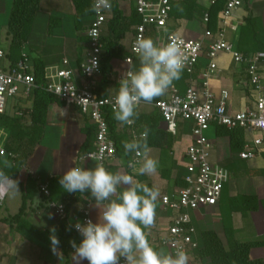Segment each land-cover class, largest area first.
<instances>
[{"label":"crops","instance_id":"1","mask_svg":"<svg viewBox=\"0 0 264 264\" xmlns=\"http://www.w3.org/2000/svg\"><path fill=\"white\" fill-rule=\"evenodd\" d=\"M7 3L8 0H0V6L5 12L10 10ZM117 6L125 17H130L134 11L133 5L125 1L117 3ZM210 7L211 3L209 0H192V6H189V8L192 11L196 9V12L192 13L189 10L190 12H185L186 15L184 17H179L177 14L175 16L176 11L173 12L166 23L167 33L184 39H200L203 36L204 30L207 29V24L203 23V14L201 13L210 9ZM39 10L46 13L50 12L49 18H52L51 12L53 10L61 12L62 14L69 13L72 19H74L75 15L72 0H40ZM220 18V13L213 17L214 27L211 30L212 32H216L220 27ZM247 18H253L258 21L263 35L262 39H264V0H245L242 6L232 14L229 24L235 27V29L225 28V39L237 52L242 49L240 52H247V54L243 55H253L259 52H256L255 46L244 40L241 36L242 29L246 26L245 21ZM56 20L59 21V24L62 22L60 18ZM54 24L55 21H52L51 24L49 21V28ZM74 28L77 32V38L68 39L69 45L65 49V52H68L71 57L69 58L63 55L61 56V61L64 59L67 60L69 67L74 71L75 80L81 82L82 79L77 73L76 63L78 62L80 64L86 52V29L79 32L75 26ZM134 28L133 26L121 41L127 58L131 57L129 48L132 36L134 35ZM153 33L149 29L145 38L153 37L155 42L156 37ZM36 56L32 55L31 59H36ZM214 62L216 70L208 80L211 91L215 95H218L221 90L228 92L229 101L227 107L231 113L252 109L257 94L249 83L246 66L233 63L231 56L225 53L218 54ZM44 64L47 69L58 66L55 62L54 64L52 62ZM111 65L112 72L109 75L110 79L108 80L109 83L106 89L107 96L115 95L119 88L117 80L122 76L124 71H136L138 69L139 59L132 57V63L130 65L124 63V60H113ZM207 65L208 60L203 54L199 63L195 66L193 74L189 77L182 71L180 79L175 80L171 87L179 94L185 92L190 80L200 87L202 84V73L205 71ZM134 66H136V69L133 68ZM259 73L264 77V65L262 64L259 65ZM167 97L168 94L166 91L165 94L160 96V99H166ZM20 102H24V105L19 108L20 110H16L14 115H18L19 112L26 113V110L31 107V101L29 99H20L18 104ZM152 105V102H142L136 108V112L141 117L139 122L147 121L153 112H157ZM92 126L86 117L82 116L76 108H65L58 104H52L48 108L47 123L44 128L42 141L44 145L52 141V143L54 142L53 145L60 150L62 140L67 139L69 135L68 131H70L69 138L73 140L75 137V147L77 146L75 153L76 165L74 166L85 167L86 169L92 168L94 167V163L92 162H78L80 155L85 152V148L83 147L86 141L85 134ZM158 130L162 133L161 136L156 137L159 144L149 147V156L157 161L156 173L151 176L139 175L137 171L129 167L126 172L121 165V160L116 157L108 164V167H118L117 172L133 175L141 183L159 190L160 195L156 202L154 225L150 229H146V234L150 240L162 236L169 225L171 213L163 209L160 203V197L167 196L174 198L177 191L184 187L183 178L186 174L185 150L192 141L190 132L191 125L188 123H178L175 136L166 132L163 121L159 123ZM208 132L210 137H206L213 146L210 161L213 165H218L227 171L228 182L223 186L216 207L201 208L190 213L192 224L196 232L198 230L199 240L201 239L202 233L206 231H213L224 247L232 240L247 243L245 240H240L242 236L245 237V233L255 238V240L250 242L261 240L264 237V152L257 154L253 160L243 161L239 159L238 155L243 151L244 143L249 141L254 135L243 132L241 140L242 148L240 152H235L231 149L230 139L224 134L223 129L211 126ZM128 133L129 131L126 125H122L115 120L114 134L120 144H122V141H131ZM40 149L41 147L39 145L34 148L33 154L28 158L21 172L12 178L19 181L20 193L11 199L5 197L1 203L0 264H76L72 256L74 251L70 252L67 258H65L59 247L55 254L51 251V242L49 239L51 234L50 229L55 227L57 235L60 220L48 209L49 201L62 204L61 199L65 197L69 199L70 193L62 189L57 179L61 178L65 171L73 167V164L70 161V164L63 166L62 170L58 169V173L60 174H57L55 173V163L53 161L51 165L47 167L43 166L44 157H42L43 155H38ZM133 155L134 153H132L131 160L133 159ZM247 162L254 163L249 165ZM139 166L140 164L137 163V169ZM41 167L44 169L41 170ZM27 176L35 180L37 192L33 198L26 201L24 213L15 217L21 207V198L25 191ZM39 183H45L49 186L50 196L48 199L42 197L38 192ZM29 192H31V188ZM87 194L89 193H82L68 212H66V222L68 225H72L81 217L80 211L86 205L90 207L92 221L94 223L97 221L99 210L92 207L94 201L90 203V199L86 197ZM241 206L245 210L246 208L248 209L245 211V214L241 213ZM100 210L102 211V209ZM13 217H15L14 220H12ZM158 248L159 252L170 254L166 248ZM249 258L250 260L264 261V248L251 249ZM81 264H87V261H81Z\"/></svg>","mask_w":264,"mask_h":264},{"label":"built area","instance_id":"2","mask_svg":"<svg viewBox=\"0 0 264 264\" xmlns=\"http://www.w3.org/2000/svg\"><path fill=\"white\" fill-rule=\"evenodd\" d=\"M121 1L132 4L140 18V24L135 27L129 48L131 57L126 58L124 63L130 65L132 57L138 58L133 51V45L138 38H145L149 29L155 34L157 46L166 45L170 39H177L180 42L187 56L183 72L189 77L193 74V70L203 54L208 60V65L202 73L200 87L194 84L192 80L189 81L183 94H179L173 87H170L167 89L168 97L160 99L152 105L160 114L167 133L175 136L178 123L190 124L192 141L185 150L184 187L177 191L174 198L160 197L163 209L171 213L169 225L162 236L151 239V242L166 248L170 255H174L177 250H184L188 255V264H191V255L197 250L198 244L190 213L201 208L216 207L223 186L228 182L227 171L218 165H213L210 161L213 146L205 133L211 126H215L229 130L241 129L245 133L254 135L244 143L243 151L238 155L239 159L243 161L253 160L257 154L264 152V77L259 73V65H264V52L243 55L234 50L225 39V28L235 29L229 24L232 14L242 6L245 0H227L220 13L218 30L212 32L205 29L203 36L196 40L168 34L166 30L171 3L185 0H111V4ZM209 1L213 4L216 0ZM110 15L111 9L100 14L93 12L85 32L88 40L86 52L77 70L82 79L81 82L75 80L74 71L65 59L61 62L62 66L45 68L44 71V77L47 81L45 91L55 96L65 108H76L94 126L95 135L91 152L102 155L101 162L105 168L115 157V144L109 135L108 125L105 121V112L113 113L110 101L114 95L99 98L96 89L101 75L100 56L102 55V47L100 36ZM207 22L208 16L204 14L203 23L207 24ZM5 52L0 48V114L5 112L7 99L16 96L29 99L32 90L35 88L32 63L26 58V54L23 53V59L11 66L5 60ZM220 53L230 55L233 63L246 66L249 83L257 94L252 109L231 113L227 107L228 92L221 90L218 95H215L211 91L208 80L216 70L214 61ZM93 60L97 61L98 67L91 66ZM122 76L118 78V83ZM126 127L131 141L139 137L140 133L134 129L133 125H126ZM6 139V133L0 130V157L8 156L4 149ZM140 159L135 154L133 155L132 160ZM82 161L85 160L78 159L79 163ZM88 162L95 163L90 160ZM38 191L45 199L49 198L50 193L47 184L39 183ZM48 208L58 220L66 219V211L62 204L49 201ZM80 212L81 217L77 220L80 223H85L91 219L89 205H86ZM72 229L79 235L74 227ZM120 264H124L123 260Z\"/></svg>","mask_w":264,"mask_h":264},{"label":"clouds","instance_id":"3","mask_svg":"<svg viewBox=\"0 0 264 264\" xmlns=\"http://www.w3.org/2000/svg\"><path fill=\"white\" fill-rule=\"evenodd\" d=\"M111 7V0H93L86 11L100 14ZM133 51L138 56L139 67L124 73L110 101L114 120L128 126L138 118L136 108L142 102L150 103L162 96L175 80L180 79L187 60L177 39L157 46L151 38L140 37L135 41ZM91 66L98 67L97 61L93 60ZM149 131L145 126L138 138L122 141L125 156L134 153L141 158L128 161V167L139 175L151 176L157 171V161L149 156ZM79 159L95 162L94 167H71L64 172L59 184L68 193H89L90 203L94 201L92 207L99 212L95 223L91 219L85 223L77 221L66 229L71 231L74 227L82 237L79 245L75 240L69 241L76 264L81 261L120 264L121 260L124 264H188L184 250H177L174 255L164 254L154 249L147 239L144 229L154 225L160 195L158 189L148 187L133 175L108 171L101 162V154L86 152ZM137 163L140 164L138 169ZM18 185V180L0 170V201L17 196L20 193ZM50 233L51 251L55 254L60 241L55 227Z\"/></svg>","mask_w":264,"mask_h":264},{"label":"trees","instance_id":"4","mask_svg":"<svg viewBox=\"0 0 264 264\" xmlns=\"http://www.w3.org/2000/svg\"><path fill=\"white\" fill-rule=\"evenodd\" d=\"M226 1L227 0H216L213 4H211L210 9L201 13L203 15L207 14L208 16V22L206 25L208 30H213V17L222 12ZM72 3L75 9V27L79 32L85 29L87 30L90 20L93 16V12L86 11V9H89L92 4L91 0H72ZM189 6H192V0L171 3L169 17L175 11V16L178 15L179 17H184L186 15L185 12H196V9H194V11L190 10ZM39 8L40 0H12L6 25V36L8 37L9 42L5 52V60L8 64L13 66L23 59L22 54L25 53L26 58L32 63V74L35 84V88L32 90V93L29 97V100L31 101V107L26 110V113L18 111L19 115L13 114L12 116L6 115L5 112L0 114V130L5 132L7 135L4 149L8 154V156L0 157V170L10 175L11 178L16 177L21 172L22 168L26 164V161L33 154L34 148L41 144L44 135V128L46 127L47 123V113L49 106L52 104L64 106L63 103H61L55 96L45 91L47 85V81L44 77L46 65L39 58L31 59V56L25 52L24 46L27 43L32 22L39 11ZM51 23L52 20H50V24ZM245 23L246 26L242 29L243 32L241 35L243 39L255 46V49L257 50L256 52L264 51V39H262L263 35L258 25V21L253 18H247ZM139 24L140 18L136 14L135 10L132 12L130 17H125L118 9L117 2H112L110 18L104 24L100 36L102 55L100 56L101 75L98 79V85L96 89L97 97L104 98L107 96L106 89L109 83L108 80L110 79L109 75L112 72L111 62L113 60L123 61L127 58V54L121 45V41L125 34L129 32L133 26L137 27ZM149 38L154 41L153 37ZM87 41L88 40L86 38V46ZM242 54H247V52ZM79 65L80 64L77 62V70ZM158 100H160V96L154 98L151 102L155 103ZM134 119L135 123L133 124V127L138 133H141L145 126L150 130L147 137L148 147L158 145L159 141L157 142L156 137L162 135L161 131L158 130V125L162 121L160 114L158 112H153L147 121L142 123L139 122V119H141L139 115L138 118ZM105 121L108 125L109 135L115 144V157L121 160V165L127 172L128 161L131 160L132 153L128 156H125L123 144H120L118 140H116V136L114 134L115 120L113 118V113L106 111ZM218 128L223 129L224 134L229 137L231 149L235 152H240L242 148L241 140L243 131L241 129L229 130L224 127ZM94 135L95 129L94 126H92L85 134L86 141L83 145L85 152L83 153L92 151ZM106 168H108V171L113 173L117 172L118 170V167L114 166H107ZM57 180H60V178ZM147 186L149 187V185ZM35 187V180L30 178V176H27L25 191L23 192L21 198V207L15 217H18L24 213V205L26 201L33 198L37 192ZM30 188L31 192H29ZM122 190L123 189H118V191ZM81 195L82 193H70L69 199L68 197L61 199V203L64 206L66 212H68L70 207L78 200ZM86 197L90 199V194H87ZM241 208L242 214H245V211L248 210L247 208L245 210L243 206H241ZM15 217H13L12 220H14ZM6 221L8 222V220ZM68 226L69 225L67 224L66 219L60 220L59 229L57 232V238L60 241L58 247L62 250L65 258L68 257L70 252L74 251L69 241L75 240L77 245H79L82 240V238L77 233H75L73 229L71 231H67L66 229ZM144 231L146 233V229H144ZM146 236L152 247L158 251L159 246L151 242L147 234ZM257 248H264V237L261 240L247 243H240L232 240L227 243L226 247H224L222 242L213 233V231H206L201 235L200 246L197 249V257L200 260L205 261L206 264H264V261L262 260H250L249 258L250 250Z\"/></svg>","mask_w":264,"mask_h":264},{"label":"rangeland","instance_id":"5","mask_svg":"<svg viewBox=\"0 0 264 264\" xmlns=\"http://www.w3.org/2000/svg\"><path fill=\"white\" fill-rule=\"evenodd\" d=\"M11 3L12 0H8L7 6H9V8H11ZM9 11L5 12L0 6V48L5 51L8 47L9 42V39L6 36V25L9 16ZM49 14L50 12L46 13L42 10H39L37 12V15L35 16L31 25V30L27 38V43L25 44V52L29 54V56L37 55L36 57L44 63L52 62L54 64L55 62V64L60 67L62 66L61 56L64 55L69 58L71 57L68 52H65V49H67L69 45L68 39L70 40L77 38V32L74 28L75 22L74 19H72L71 14L69 13L62 14L61 12L53 10V12H51L52 18H49ZM57 18L62 19V22L60 21L62 25L61 23L59 24L58 20H56ZM50 19H52L53 22L55 21V24L51 25V27L49 28L48 22L50 21ZM133 68L136 69V66H134ZM124 72H121L122 75L124 74ZM20 99L25 100L26 98L22 96H16L6 100V115L12 116L16 112V110H18L24 105V102H20V104H18V101H20ZM209 132H206L205 136L210 137ZM68 133L69 135L67 139L62 140L60 150H58V148L53 145L54 142L52 143V141H50L51 143H47L45 145L42 141V143L39 145L41 149L39 150L38 155L40 154L41 156L43 155L42 157H44L43 166L47 167L48 165H51L53 161L55 163V173L57 174H60L58 173V169L62 170L63 166H66V164H70V161L73 164V167L74 165H76V140L75 137L73 140H70V131H68ZM253 163L247 162V164L249 165ZM43 169L44 168L41 167V170ZM197 232L196 239L198 249L200 246V240L199 233ZM236 238L238 239V237ZM240 240L250 242L255 240V238L252 237V235L248 236V234L245 233V237L242 236ZM191 264H206L205 261L200 260L197 257V250H195L191 255Z\"/></svg>","mask_w":264,"mask_h":264}]
</instances>
